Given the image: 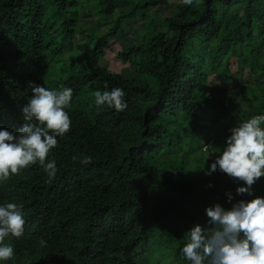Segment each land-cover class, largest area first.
<instances>
[{
	"label": "trees",
	"instance_id": "trees-1",
	"mask_svg": "<svg viewBox=\"0 0 264 264\" xmlns=\"http://www.w3.org/2000/svg\"><path fill=\"white\" fill-rule=\"evenodd\" d=\"M132 31L115 56L126 78L104 59ZM30 85L72 89L71 131L49 153L51 183L39 164L0 182V206L25 218L0 264H189L208 207L264 197V177L241 196L243 182L206 174L230 129L264 115V0H0V130L25 123ZM112 88L122 112L94 104Z\"/></svg>",
	"mask_w": 264,
	"mask_h": 264
},
{
	"label": "clouds",
	"instance_id": "clouds-1",
	"mask_svg": "<svg viewBox=\"0 0 264 264\" xmlns=\"http://www.w3.org/2000/svg\"><path fill=\"white\" fill-rule=\"evenodd\" d=\"M180 2L193 5L199 0ZM30 87L32 95L22 109L25 123L15 134L0 130V182L39 164L47 175L46 182L51 183L58 169L54 160H48L49 153L57 147V137L71 131L66 109L71 106L72 89ZM94 104L97 108L106 106L117 112L127 108L125 93L120 88L96 91ZM261 125H264V115H256L230 129L226 147L206 173L211 175L219 168L233 180L243 182L245 186L236 189L237 195L251 196L252 186L264 177V127ZM79 162L87 166L92 161L91 157L83 156ZM232 199L229 193V202ZM205 211L213 227L205 229L196 224L188 232V241L181 251L189 264H264V197L240 200L231 209L217 203ZM24 226L22 206L16 203L0 206V261L13 258L14 248L4 243L5 239L10 235L17 239L22 237ZM40 243L46 242L41 240Z\"/></svg>",
	"mask_w": 264,
	"mask_h": 264
},
{
	"label": "rangeland",
	"instance_id": "rangeland-1",
	"mask_svg": "<svg viewBox=\"0 0 264 264\" xmlns=\"http://www.w3.org/2000/svg\"><path fill=\"white\" fill-rule=\"evenodd\" d=\"M171 3H177L180 0H170ZM163 12H165L167 9H165V7L160 8ZM136 29L139 28V25L136 24L135 25ZM134 42H138L137 38H136V33L134 31L132 32H126V37H123L119 40V42L114 45L113 47H111V49H108L106 52V56L104 59V65H106L107 68H109L111 71L116 72V73H121L124 75V77L128 78L129 76H131V72H129L128 70L124 69L125 68L123 65L120 64L119 61H117L116 59V54L121 50V48L123 49L125 46H127L130 43H134ZM239 102L244 105L243 101L240 99V97H238ZM229 115H228V120L227 123L229 122V120L233 119L232 117H235L237 115V109L234 106L229 105ZM235 122V119H233ZM226 123V122H225ZM239 126V125H238Z\"/></svg>",
	"mask_w": 264,
	"mask_h": 264
},
{
	"label": "built area",
	"instance_id": "built-area-1",
	"mask_svg": "<svg viewBox=\"0 0 264 264\" xmlns=\"http://www.w3.org/2000/svg\"><path fill=\"white\" fill-rule=\"evenodd\" d=\"M204 149H207V147H205Z\"/></svg>",
	"mask_w": 264,
	"mask_h": 264
}]
</instances>
